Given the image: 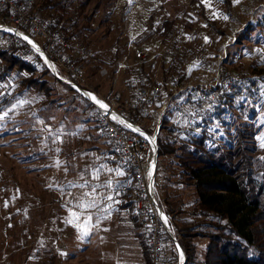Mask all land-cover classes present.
<instances>
[{
  "label": "rangeland",
  "instance_id": "rangeland-1",
  "mask_svg": "<svg viewBox=\"0 0 264 264\" xmlns=\"http://www.w3.org/2000/svg\"><path fill=\"white\" fill-rule=\"evenodd\" d=\"M56 1L66 5L68 19L77 16L85 0ZM41 2L33 0L44 17L52 10L40 11ZM95 2L91 0L85 6L87 13L94 12L91 30L87 32L89 41L76 43L92 51L90 57H74L75 63L82 68V81H76L79 88L72 85L73 90L57 85L54 94L59 99L56 105L47 106L43 93L32 89L22 91L21 73L12 71L0 81V116L7 113L0 120V264H69V194L76 189L74 185L81 182V172L87 171L84 168L89 171L92 166L97 168L95 163H104L109 150L107 141L97 134V107L85 91L95 92L97 97H107L111 93L130 97L128 82L135 75L136 61L141 60L135 47L140 52L154 54L172 39L174 56L167 62L172 60L176 64L172 75L169 73L164 79L167 84L179 83L178 75L187 68H191V72L185 83L198 77L195 72L202 62L201 58L191 55L192 42L197 48L201 46L206 50L204 67L220 63L222 75L228 72L245 77L251 86L264 84V0H240L239 3L233 0H209V3L204 0H101L99 8L94 9ZM225 16L228 18L224 19ZM168 18L175 19V27L164 42L160 31ZM250 26L253 27L247 31ZM57 28L65 34L62 28ZM33 38L38 45L44 42L39 37ZM179 55L189 64L179 61ZM152 64L148 62L145 70L151 69L152 73L155 68ZM168 89L163 86L155 106L138 118L143 130L149 128L151 133H147L158 138L172 124L183 131L192 129L195 134L205 129L211 135L210 141L220 146L219 149L233 151V160H242V166H247L244 169L247 180L264 184V147H261L264 142V93L248 92L239 87L231 93H238L233 106L226 105L221 117L216 116V107L220 105L217 101L212 103L214 115L201 123H192L188 117L197 106L188 101L186 94L189 92V98L191 92H197L194 97L197 101L199 90L182 92L176 101ZM60 92L63 97H59ZM177 105L182 107L179 117L171 112ZM164 123L168 125L166 129L162 128ZM42 136H47V140L43 142ZM69 148H74L75 152L69 153ZM105 167L114 168L115 165L106 163ZM181 172L174 155L157 157L155 196L162 208L165 197L179 202L176 218L189 226L192 224L191 230L195 232L189 243L195 257L189 264H201L210 242L203 234L214 231L208 227V218L191 214L192 187L185 184ZM87 179L89 186H86L94 189L96 185H90L91 180ZM196 222L202 223L197 225ZM169 223L173 235L179 239L170 220ZM169 247L177 254L176 264L183 256L187 264L182 246L180 254L171 242ZM84 260L78 257L75 264H85Z\"/></svg>",
  "mask_w": 264,
  "mask_h": 264
},
{
  "label": "trees",
  "instance_id": "trees-1",
  "mask_svg": "<svg viewBox=\"0 0 264 264\" xmlns=\"http://www.w3.org/2000/svg\"><path fill=\"white\" fill-rule=\"evenodd\" d=\"M90 1L85 0L81 4L77 16L68 19L65 17L66 5L61 1L42 0L38 9L40 11L51 9L52 11L44 17L51 18L53 26L62 28L69 40L75 43L88 42L87 32L91 30L90 25L94 12L87 13L85 6ZM95 1L97 2H95L94 9H97L101 0ZM65 21H69V23H65ZM174 27L175 19L173 18H168L163 22L160 35L164 42L169 39ZM252 27L247 28V31ZM12 37V34L0 30V81L6 79L12 71L21 73L20 88L22 91L32 89L35 92L43 93L46 96L44 102L48 104L47 106L52 103L56 105L59 99L57 94H54L56 93L54 87L57 85H65L74 90L71 84L51 73L40 54L32 50L27 42L17 43ZM4 39H8V42H3ZM177 44L178 40L175 41V48L178 47ZM189 48L194 58H201L202 63L200 64L203 66L204 62L206 63L205 57H203L206 50L201 46L197 48L195 42H192ZM175 64L176 62L172 60L169 63L165 61L162 68V85L166 88L168 86L171 93L173 84H167L164 79L169 73H173L172 68ZM135 72H137L136 69H134ZM190 72L191 68H187L183 74L178 75L181 85L188 79ZM145 74L150 77L151 69L145 70ZM80 86L83 87L82 84ZM188 93L186 94L188 101L197 106L196 98H194L197 92H191L189 98ZM237 94L221 92V99L220 97L218 99L220 105L216 107L217 117H221L226 105L233 106L232 102L234 103V97ZM58 95L63 97L62 92ZM176 101L172 103L173 106ZM181 108L180 105H177L171 112L178 114L179 117ZM122 115L132 123L140 124L138 118L130 111L124 110ZM164 120L166 119L164 118ZM172 125L167 128L164 134L158 135V157L171 155L176 157L178 165L182 169L181 174L185 177L186 183H184L192 187L193 209L191 214L208 218L210 222H208V227L214 231L203 234L210 238V242L201 264H264V184L260 185L250 179L247 180L244 171L247 166H242V160H233L235 157L233 151L219 149L220 146L216 145L214 141H210L211 135L207 130L203 129L195 134L192 129L188 128L183 131L174 124ZM166 127L168 125L164 123L162 128L166 129ZM144 128L151 133L149 128ZM126 197L133 205L130 195L127 194ZM164 203L163 210L179 237L178 242L185 250L187 264H189L195 257V254L191 253L189 249L190 238L195 235V232L193 233L191 230L192 224L189 226L187 223L180 222L181 218H176L179 213L177 208L179 202L171 201L169 197H165ZM201 223L196 222L197 225ZM167 241L171 242L173 247L175 246V241L169 234ZM173 252L174 250L171 249L168 253L165 248V264H176L177 254Z\"/></svg>",
  "mask_w": 264,
  "mask_h": 264
},
{
  "label": "built area",
  "instance_id": "built-area-1",
  "mask_svg": "<svg viewBox=\"0 0 264 264\" xmlns=\"http://www.w3.org/2000/svg\"><path fill=\"white\" fill-rule=\"evenodd\" d=\"M0 30L12 34V39L17 43L23 41L32 45V41L36 42L33 36L43 39V44L38 45L36 42L38 47L33 44L32 50L35 49L40 54L52 74L78 87L76 81H82V68L75 63L74 57H90L92 51L67 40L63 31L53 26L51 18L43 17L40 14L34 6L33 0H0ZM24 37H28V39L26 40ZM132 39L131 41H133ZM3 42H8V39H4ZM134 49L141 60L136 61V75L128 82L131 91L130 97L123 98L121 95L113 93L107 97H97L96 95L99 101L108 106L102 108L96 103V100H92L88 96V93L95 94V92L85 91V95L97 107L96 130L98 136L107 141L111 154L115 156L122 168L129 171L128 178L117 187L116 193L119 196L130 195L135 212L145 226L144 240L150 264H165L167 236L168 234L172 236L173 230L154 191L157 137L147 133L136 123H133L135 124L133 128L139 129V132L128 128L126 125L130 121L119 116L124 110H128L140 118L160 99L163 92V64L174 56L172 39L166 42L162 50L154 54L147 51L140 52L136 47ZM225 50L226 46L224 53H226ZM219 55L222 54L219 53ZM178 60L187 63L181 55L178 56ZM148 62H152L155 66L150 77L145 74V68L149 66V64L147 66ZM219 65L220 63L213 67L200 65L201 68L195 72L198 77L195 76L182 85L180 83L173 84L171 95L173 98L180 97L179 94L182 92L199 90L197 108L188 117L189 122L201 123V120L214 115V104L212 105V103L218 101L222 91L233 93L240 87L248 92L264 93V84L251 86L245 77L241 78L228 72L222 75ZM259 82L263 81L259 80ZM113 115L125 123L114 120ZM198 126L199 124H196V127Z\"/></svg>",
  "mask_w": 264,
  "mask_h": 264
},
{
  "label": "crops",
  "instance_id": "crops-1",
  "mask_svg": "<svg viewBox=\"0 0 264 264\" xmlns=\"http://www.w3.org/2000/svg\"><path fill=\"white\" fill-rule=\"evenodd\" d=\"M42 137L43 142L47 140V136ZM73 151L74 148H69V153ZM112 155L108 150L104 163H95L97 168L92 166L89 171L85 167L87 171L81 172L83 178L80 180L84 186L75 184L76 189L69 194V220H74V223H69V264L72 260L75 264L78 257L85 259V264H149L144 240L145 226L136 214L134 204L131 205L126 196L116 193L117 187L128 178L129 171L122 168ZM106 163H112L115 167L107 169ZM117 172L122 174L118 175ZM87 178L91 180L90 185H96L94 189L88 188ZM92 203V207L81 206ZM73 213L77 214L78 220L73 217ZM75 223L85 225L90 229V234L84 236L82 231L74 226ZM173 237L177 238L172 235V239ZM174 241V249L178 248L180 254L181 244L178 238ZM167 242L166 250L169 252L170 242L168 245ZM179 264H186L184 256L182 260L179 259Z\"/></svg>",
  "mask_w": 264,
  "mask_h": 264
},
{
  "label": "snow or ice",
  "instance_id": "snow-or-ice-1",
  "mask_svg": "<svg viewBox=\"0 0 264 264\" xmlns=\"http://www.w3.org/2000/svg\"><path fill=\"white\" fill-rule=\"evenodd\" d=\"M204 2H205V3H209V0H204ZM233 2H234V3H239L240 0H233ZM209 6H211V5L209 4ZM227 18H228L227 16L224 17V19H227ZM10 31H14V30H10ZM24 38H25L26 40L28 39V37H24ZM37 51H39L38 48H37ZM88 95H91V94H88ZM92 99L96 100V98H95L94 96L92 97ZM21 103H23V102H21ZM96 103L99 104L100 107H102V108H107V107H108L107 105L103 104V103H102L101 101H99V100H96ZM6 115H7V113H4V116H6ZM4 116H0V120H2V119L4 118ZM112 118H113L114 120H119L120 123H125L123 120H120L119 117H117L116 115H113ZM126 126H127L128 128H133V126H132L131 124H127ZM133 130H134V131H138V132L140 131L139 129H135V128H133ZM141 134H143V133H141ZM262 141H264V138H262ZM261 147H264V142L261 143ZM109 171H111V170H109ZM117 174H118V175H121L122 173L117 172ZM109 199H111V197H109ZM81 206H82V207H92V206H94V203H92V204H82ZM73 217H74L76 220L79 219V217L77 216L76 213H73ZM88 219H89V221H90V220H91V217L89 216ZM165 219H166V218H165ZM68 223H74V220H71V219H70V220L68 221ZM74 226H75L76 228L80 229V230L82 231V233H83L84 236H88V235L90 234V229H88L85 225H81V224H79V223H75ZM65 255H66V254H65Z\"/></svg>",
  "mask_w": 264,
  "mask_h": 264
},
{
  "label": "water",
  "instance_id": "water-1",
  "mask_svg": "<svg viewBox=\"0 0 264 264\" xmlns=\"http://www.w3.org/2000/svg\"><path fill=\"white\" fill-rule=\"evenodd\" d=\"M22 34H23V33H22ZM24 35H26V34H24ZM129 124H131L133 127L135 126V124H133V123H131V122H129ZM157 149H158V148H157ZM157 157H158V153L156 152V156H155V164H157ZM154 179H155V175H154ZM173 239L176 240L175 237H173Z\"/></svg>",
  "mask_w": 264,
  "mask_h": 264
},
{
  "label": "bare ground",
  "instance_id": "bare-ground-1",
  "mask_svg": "<svg viewBox=\"0 0 264 264\" xmlns=\"http://www.w3.org/2000/svg\"><path fill=\"white\" fill-rule=\"evenodd\" d=\"M32 42L35 45V47H38L37 44H36V42H34V41H32ZM88 94H91V95H88L91 99L94 96L96 98V100H98L95 94H92V93H88ZM92 100H94V99H92Z\"/></svg>",
  "mask_w": 264,
  "mask_h": 264
}]
</instances>
